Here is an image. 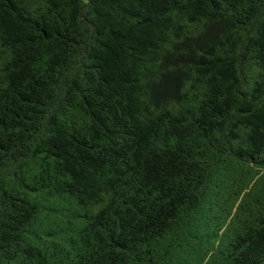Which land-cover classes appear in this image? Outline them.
<instances>
[{
  "label": "trees",
  "instance_id": "1",
  "mask_svg": "<svg viewBox=\"0 0 264 264\" xmlns=\"http://www.w3.org/2000/svg\"><path fill=\"white\" fill-rule=\"evenodd\" d=\"M0 264H264V0H0Z\"/></svg>",
  "mask_w": 264,
  "mask_h": 264
}]
</instances>
